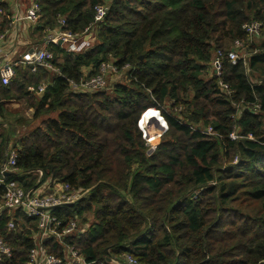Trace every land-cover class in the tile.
I'll use <instances>...</instances> for the list:
<instances>
[{
    "label": "trees",
    "instance_id": "1",
    "mask_svg": "<svg viewBox=\"0 0 264 264\" xmlns=\"http://www.w3.org/2000/svg\"><path fill=\"white\" fill-rule=\"evenodd\" d=\"M37 2L32 35L52 52L57 72L19 65L8 85L0 80V99H25L31 121H39L13 143L18 172L5 183L19 178L29 190L51 178L85 191L51 213L63 227L71 220L85 226L67 242L87 264L125 256L137 264H264V0ZM12 5L0 0L1 31ZM98 7L105 11L100 22ZM251 23L261 26L253 39L244 28ZM92 29L94 43L81 52L46 44L57 30L82 36ZM236 42L245 56L224 58L216 76L214 54ZM107 63L125 72L110 94L71 87ZM42 84V94L29 92ZM151 107L167 125L152 151L137 127ZM36 171L40 181L25 183L23 174ZM4 192L0 185V200ZM35 233L36 218L24 210L2 214L0 237L12 255L0 264H26ZM43 253L64 258L53 241L43 243Z\"/></svg>",
    "mask_w": 264,
    "mask_h": 264
},
{
    "label": "built area",
    "instance_id": "2",
    "mask_svg": "<svg viewBox=\"0 0 264 264\" xmlns=\"http://www.w3.org/2000/svg\"><path fill=\"white\" fill-rule=\"evenodd\" d=\"M20 1V0H18ZM17 5V4H15ZM15 7V6H14ZM21 7L19 4L12 9V19L6 30H0V47L6 40L9 32L16 28L19 22L24 21L30 25H35L40 17V6L37 0H32L29 7L24 10H19ZM96 21L100 22L105 14L102 7L96 8ZM60 25H64V21L60 20ZM245 31L250 39L258 37L260 35L261 26L259 23H251L244 26ZM93 29L88 31L92 33ZM76 36L71 35L68 32H62L57 30L52 32L46 37V44H56L59 41L61 45L68 53H77L84 50L85 42L79 41L83 39L85 35ZM83 46V48H82ZM82 48V49H81ZM238 48V49H237ZM242 48V44L236 42L234 48L227 52L216 51L211 61L213 73L216 76L220 75L222 61L224 58L230 62H235L239 58L238 50ZM53 54L51 51L44 47L32 50L28 53L26 59L21 62H6L0 67V80L3 85H8L14 76V68L18 65L27 66L34 72L37 67H41L50 72H57L53 67ZM118 72L112 63L102 64L99 68L97 75L81 80L79 84L70 83L71 87L75 90L84 92H97L103 91L106 88V80L108 74ZM221 87L227 90L225 85L220 84ZM29 92L42 94L45 90V85H39L36 88H28ZM157 108H155L156 111ZM158 110V109H157ZM149 111L146 110L143 115ZM160 114V111L158 110ZM162 117V116H161ZM141 119V117H140ZM140 121L138 126L140 127ZM165 123V122H164ZM207 131H211L208 129ZM143 133V132H142ZM145 133H143V137ZM17 153L16 150H8L6 153V160L0 170V185L4 187V194L0 200V216L4 213L12 215L15 211L22 209L26 216L30 218H36V233L33 236L34 248L29 252L28 261L26 264H87L84 261L82 255L78 252L73 244L67 242L68 238H74L77 234L84 233L85 226L81 227L78 232L77 220L69 221L64 227L62 222L52 215L51 211L63 207L65 205H72L82 199L86 192L75 191L72 187L66 183H60L54 179H48L45 183L38 185L32 189L25 190L23 187L15 185L13 182L5 183V173L15 174L18 172L16 166ZM36 176L37 182L40 181L42 173L40 171L27 173ZM36 182V183H37ZM15 224L11 220L7 224L9 230L14 229ZM47 241H53L62 248L64 258H58L51 254L43 253V243ZM45 250V248H44ZM12 255L10 247L0 237V260L10 258ZM108 264H137L136 261L130 257L125 256L124 260L119 263L108 262Z\"/></svg>",
    "mask_w": 264,
    "mask_h": 264
},
{
    "label": "crops",
    "instance_id": "3",
    "mask_svg": "<svg viewBox=\"0 0 264 264\" xmlns=\"http://www.w3.org/2000/svg\"><path fill=\"white\" fill-rule=\"evenodd\" d=\"M23 3V7H18L19 10H24L29 7L32 0H13L12 9L17 7L19 3ZM17 4V5H15ZM15 6V7H14ZM36 25H30L28 23H25L22 21V23H18L16 28L11 30L9 32V35L7 36L6 40L0 47V67L6 62H21L28 56V53L32 51L33 49L36 50L40 46L35 41L34 36L32 35L35 31ZM22 32V33H21ZM21 33V41L17 39L19 34ZM90 40V39H89ZM92 40V39H91ZM19 43L22 47H24L25 50H23L21 53L18 54L15 44ZM55 45H58L57 43ZM59 46V45H58ZM60 47L63 48L62 45ZM19 66V65H18ZM55 73V72H53ZM30 88V87H29ZM34 93V92H33ZM36 95H40L37 94ZM0 103H2V108L4 111V120L0 117V120L3 122H0V144L3 143L2 136L5 138L4 144H5V157L8 150H13V143L21 138L23 134H21V131H17V129L13 126H11V122L8 125H5L6 123L4 121L9 120V118H13V116L21 117L20 115V109L23 111V105L26 103L25 99H17V98H8V99H0ZM30 110H32L31 107H29ZM16 113V114H14ZM16 118V117H14ZM22 118V117H21ZM32 118V117H31ZM19 119V118H16ZM24 180L28 179V177L31 176V174H23ZM34 177V175H33ZM36 178V176H35ZM33 178L36 182L37 179ZM11 183V182H10ZM25 190L26 188L22 186Z\"/></svg>",
    "mask_w": 264,
    "mask_h": 264
},
{
    "label": "rangeland",
    "instance_id": "4",
    "mask_svg": "<svg viewBox=\"0 0 264 264\" xmlns=\"http://www.w3.org/2000/svg\"><path fill=\"white\" fill-rule=\"evenodd\" d=\"M23 3L24 2H21V3H19V5L21 7H23ZM19 23H22V22H19ZM21 33L18 35L19 37L17 38L20 41H21V37H22ZM79 41L85 42L84 49L90 47L94 43V31H92V33L86 34L85 37L83 39H80ZM15 46H16V48H18L17 49L18 54L21 53L23 50H25L24 47H22L19 43L15 44ZM82 48H83V46H82ZM230 48H232V47H230ZM238 54H239V56H242V57L245 56V52H244V47L243 46H242V48L240 50H238ZM124 75H125L124 71L108 74L107 77H105L106 88L103 91H105L106 93L110 94L111 93L110 87L113 84H115L117 82L118 83L125 82L124 81ZM206 79H208V78H206ZM168 106H166V111L167 112L171 111V108H169ZM22 107H23V111H22V109H20V111H21L20 115H21L22 118L21 117H17V116H13V118L10 117L9 120L7 119V121H4V122L6 123L5 125H8V126H9V123L11 122V126L15 127L17 129V131H21V134H24L26 132V129H32L33 127L37 126L39 121H36V122L31 121V117L33 115V109L30 110L27 103H25ZM149 109L154 110V112L156 114V117L158 118L157 120H159V118H160V120H162V121L161 122L160 121L159 122L158 121L157 122L152 121L151 112H148L146 114L145 121H150V122L149 123H144L142 121L140 122V127L142 128V131L140 130L138 124H137V127H138V129L141 132L146 134L145 135L146 137L145 136L143 137V134H142V138H144L146 143L149 144V146H150L149 150L152 151L158 145V143L160 141L159 137L161 136V134L164 131H166L167 125H166V123H164L165 120L161 117V114L158 113L157 109H156V111H155V108H152V107L149 108ZM14 114H16V113H14ZM14 117L19 118V119H16ZM141 118H142V115H141ZM17 121H19V122L17 123ZM138 123H139V121H138ZM160 123H164V127L163 128L160 127L162 125L158 126ZM27 125H28V128H27ZM18 177H20V176H18ZM33 178H34L33 176L28 177V179L25 180V183L29 184L31 181L34 180ZM13 183L15 185L22 186V183H20L19 178L15 179L13 181ZM34 183H36V180L34 181ZM84 217L87 219V222H88L89 225L91 223H93L94 218H93V216H92V214L90 212H86L84 214ZM76 224H77V227H78L76 232H78L79 229L81 227H83V224H81V222L79 220L76 221Z\"/></svg>",
    "mask_w": 264,
    "mask_h": 264
},
{
    "label": "bare ground",
    "instance_id": "5",
    "mask_svg": "<svg viewBox=\"0 0 264 264\" xmlns=\"http://www.w3.org/2000/svg\"><path fill=\"white\" fill-rule=\"evenodd\" d=\"M150 111H151V109H149V111H147V113L150 112ZM147 113H146V114H147ZM146 114L143 115L141 121L144 122V123H149L150 121H145ZM159 131H160V130H159ZM149 141H150V140H149ZM151 141H152V140H151Z\"/></svg>",
    "mask_w": 264,
    "mask_h": 264
},
{
    "label": "water",
    "instance_id": "6",
    "mask_svg": "<svg viewBox=\"0 0 264 264\" xmlns=\"http://www.w3.org/2000/svg\"><path fill=\"white\" fill-rule=\"evenodd\" d=\"M59 46L61 45V42L59 41L58 43H57ZM30 52H32V51H30ZM146 135V134H145ZM146 137V136H145ZM11 175H13L12 173H5V176H11Z\"/></svg>",
    "mask_w": 264,
    "mask_h": 264
}]
</instances>
